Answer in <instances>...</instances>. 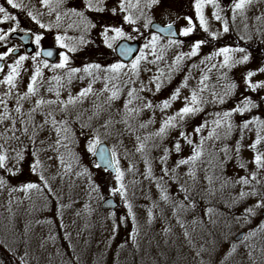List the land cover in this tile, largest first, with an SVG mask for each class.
Listing matches in <instances>:
<instances>
[{"label": "snow or ice", "instance_id": "obj_1", "mask_svg": "<svg viewBox=\"0 0 264 264\" xmlns=\"http://www.w3.org/2000/svg\"><path fill=\"white\" fill-rule=\"evenodd\" d=\"M253 3L259 5L264 0H230L225 8H221L217 0H194L191 5L194 17L184 15L185 26L174 30L173 23L160 26L152 19L157 7L162 6V0H39L40 8H35L32 0H0V48L3 49L0 51V73H5L0 79V85L5 89L0 95V125L3 126V132H0L3 141L0 143V188L21 191L26 196L29 190L43 195L47 189L48 195L55 196L51 184L55 176L49 173L53 165L48 163L55 159L63 169L62 173L57 172L61 179L74 172L86 181L89 199L95 194V198L103 201L102 187L96 182L92 169L103 171L110 180L114 179V186L108 187L109 193L112 196L119 194L127 210V215L121 216L119 221L115 212L111 213L112 230L116 232L130 217V235L135 239L137 217L129 201L128 187L123 183L124 172L118 151L115 147L100 146L102 141L110 140L114 135H127L134 136L136 142L135 153L125 150V158L129 160L127 171L133 175L139 171L133 162L135 154H139L145 166L141 175L148 181L149 188L154 185L157 189L159 202L153 201V208H160L161 217L164 208L160 205L170 206L177 224L186 229L180 216L195 212L196 196L207 205L218 190L237 186L239 194L232 197L227 206L254 198L255 203L244 209V222L249 223L258 214L264 215V181L259 177L264 171V151L258 148L264 145V96H259V90H264V80L253 82V77L264 74V66L243 74V99L235 107L224 109L237 88L234 81H229V72L248 64L252 58L239 41L247 43L252 37L237 30L235 42L217 47L221 36L231 32L229 21L221 12H231L232 27L239 16L247 30L245 11ZM208 5L213 8L212 18L221 22L222 32L210 29L204 14ZM21 14L28 22L27 27L20 19ZM45 16L49 18L48 22L44 21ZM255 20H264V12L255 16ZM69 30L74 34L69 35ZM197 32L202 38L191 40L189 50L173 52L169 57L170 50L182 49ZM258 35L259 42L264 43V31L258 29ZM49 38L52 47L45 49L44 42ZM13 39L19 42L13 44ZM165 40L166 43H162ZM140 41L143 43L138 47L129 43ZM209 46L211 50L206 53L204 49ZM53 49L58 62L48 59L54 56ZM105 49L110 50V60L83 59L82 66H73L74 61L88 50L103 55ZM161 64L165 67H160ZM213 70L217 83L210 85ZM46 72L52 75L46 77ZM194 72L199 73V80L195 87H190ZM22 73L30 75L26 90L21 93ZM76 79L87 80V86L73 95L69 86ZM98 82L102 84L99 91L93 87ZM62 89L68 91L66 100L61 98ZM42 90L54 94L55 99H45ZM247 92L256 93L258 99L254 101L244 95ZM90 95L95 97L92 107L84 108ZM12 99L15 105L9 108ZM25 102L30 104L27 110L23 106ZM209 105L211 111L207 110ZM253 109L257 111L253 112ZM37 115L43 117L42 122L35 119ZM235 115L239 116V123L234 122ZM253 126L255 139L248 147L254 153L251 161L254 170L248 175L241 149L245 134L253 132ZM153 127L154 131L151 130ZM234 131L239 132V139L235 140L233 152L225 142L233 138ZM43 132L48 135L41 139ZM217 142L223 144L219 151ZM119 143L123 145V140ZM185 146L189 147L190 154L184 152ZM205 153L207 160L203 159ZM42 154L46 155V160L41 159ZM234 158L236 166L246 175H226L228 164ZM204 164L208 166L203 168L207 187L198 188V171ZM155 165L159 166L158 173ZM23 166L36 179L21 182V186L15 188L10 182ZM184 167H187L186 172ZM216 182H219V189L214 187ZM138 183L134 179L133 188ZM204 214L215 224L212 219L217 214L215 208L206 207ZM147 216L151 224L152 208L148 209ZM236 219L239 221L241 217ZM198 222L203 223L196 219L191 221L192 224ZM164 231L167 233L169 229ZM258 232H264V220L256 229L239 237L240 243L249 249V259L252 258V246L246 242ZM184 234L189 235L186 230ZM236 250L237 245L233 243L224 260L227 261ZM9 251L18 264H29L27 250L23 255L12 249Z\"/></svg>", "mask_w": 264, "mask_h": 264}, {"label": "rangeland", "instance_id": "obj_2", "mask_svg": "<svg viewBox=\"0 0 264 264\" xmlns=\"http://www.w3.org/2000/svg\"><path fill=\"white\" fill-rule=\"evenodd\" d=\"M217 2L220 3L221 8H225L229 5L230 0H217ZM32 3L35 8H40L39 0H32ZM193 3L194 0H162V6L157 7L152 14V19L161 24L173 23L179 29L186 24L183 19L184 15L194 17V9L191 7ZM212 11L211 5L206 6L204 9V14L209 20L210 29L222 32V24L212 18ZM261 12H264V3L259 5L253 3L246 8L245 16L248 17L246 21L248 24L247 30H245L244 22L239 16H237L235 21V27H232L231 12H221V15L228 19L231 32L221 36L220 44L217 47L223 46L226 42H235L237 30L246 37H252L247 43L239 41L241 46H245L248 52L251 53L252 58L248 64L237 66L229 72V81H234L237 84V88L233 91L232 97L223 106L224 109L235 107L236 103L243 99L241 95L244 90L243 74L248 70H256L264 66V43L259 42L260 36L258 35V29L264 31V20H255V16L260 15ZM20 19L23 25L27 27L28 22L23 14H21ZM52 19L54 20V17ZM48 20L49 18L45 16L44 21L48 22ZM196 23L198 24V21ZM68 34L73 35L74 33L69 30ZM199 38H202V34L200 32L195 33L189 39V42L184 44L182 49L170 50L168 53L169 57H172L173 52L189 50L191 40ZM142 43V41L139 42V44ZM162 43H166V41H162ZM46 46H52L50 38L44 42L43 47ZM210 50L211 46L204 49L206 53ZM109 53L110 50L106 49L103 55L94 50H88L83 54L82 58L74 61L73 66H82L83 59L110 60L111 55ZM215 62L214 60L213 63ZM160 67L163 68L165 66L161 64ZM153 71H155L154 67ZM58 74L63 75L62 73ZM3 75L0 76V79L3 78ZM29 75L30 73H22L21 93L26 90ZM51 75L52 73L50 72L45 73L46 77ZM143 79L145 82L147 81V74L143 75ZM198 80L199 73L194 72L190 87H195ZM262 80H264V74H258L253 77V82ZM216 83V72L213 70V73L210 74L209 84ZM53 86L55 87V82H53ZM86 86L87 80L80 81L76 79L73 80L69 87L71 93L75 95L82 87ZM93 87L99 91L102 88V84L98 82ZM4 90V86L0 85V95L3 94ZM42 95L45 99H55L54 94L43 90ZM205 95L207 96L208 93L206 92ZM244 95L249 96L254 101L258 99L256 93L247 92ZM67 96L68 91L62 89L61 98L66 100ZM259 96H264V90H259ZM35 98H33L32 103H34ZM93 100H95V97L90 95L83 107L90 109ZM14 105L15 100H10L9 108ZM23 106L27 110L30 104L25 102ZM207 110L211 111L212 106L209 105ZM256 111V109H253V112ZM245 115L248 114L246 113ZM106 116L107 114H105V118ZM35 119L38 122L43 121V117L40 115H37ZM233 120L235 123L240 122L238 115H235ZM151 130L154 131L155 127ZM0 132H3L2 125H0ZM203 134L206 136L207 130ZM47 135V132H43L40 138L43 139ZM236 139H239L238 131H234L233 138L225 142L233 152ZM254 139L255 130L253 126V132L245 134L241 149L242 162L248 167V175L254 170V165L251 163L254 153L248 147ZM119 140H123V145L119 143ZM102 142H105L109 148L115 147L118 151L121 170L124 172L123 183L128 187L129 201L132 203L134 215L137 217V235L135 239L130 235L132 231L130 217L127 223L118 226L116 232L112 230L114 224L111 213L115 212L117 221H119L121 216L127 215V210L123 207L119 194L112 196L108 191L109 185L114 186V179L110 180L108 174L103 171L97 172V170L92 169L96 182L102 187L103 196H111L118 202V208L114 211L101 210L99 207L100 200L95 198V194H93L94 198L89 199L87 194L89 189L83 178L75 176L74 172L64 175L63 179H61L60 175H57V172L62 173L63 169L60 167L59 162L54 159L53 161H48V163L53 165L49 169V173L55 176V179L51 181L52 187L55 189V196L48 195L47 189L44 190L43 195L36 190H29L26 196L21 191L10 192L0 188V264H18L16 257L12 255L9 249L17 251L18 255H23L24 251L27 250L29 264H236L237 261L241 262V264H264V232H258L246 242L252 246L251 259L247 255L249 249L245 248L239 239H236L237 235L240 234L242 236L248 234L251 229H256L260 222L264 220V215L259 214L252 217L249 223H245L243 220L244 209L255 203L254 198H249L232 207L227 206L231 204L232 197L239 194V186L236 188L226 187L222 191L218 190L216 195L211 197V203L207 205L199 196H196L197 208L195 212L180 216V219L186 225V229L181 228L177 224V218L172 215L170 206L160 205L161 208H164L163 217H161L160 208H153V201L159 202L158 192L154 185L149 188L148 181L144 180L141 175L145 166L139 154H135L133 157V162L136 163V168L139 171L136 175L127 171L129 160L125 158V150L135 153V137L127 135L116 137L114 135L110 140ZM0 143H3V141L0 140ZM220 147H223V144L217 142V151H219ZM258 148L264 151V145H259ZM184 152L190 154L188 146H185ZM153 155L158 156L160 153H153ZM41 159L46 160V155L42 154ZM88 159H91V157H88ZM203 159H208L207 153H205ZM236 165L237 160L234 158L226 169L227 176H233L236 173L246 175ZM204 167L208 166L206 164L200 165V170L198 171V176L200 177L198 188L207 187V181L203 179ZM154 168L158 173L159 166L155 165ZM186 171L187 167H184V172ZM259 177L264 181V171L259 173ZM35 179L29 173L27 167L23 166V170L10 183L13 187L19 188L21 182L34 181ZM134 179L140 182L135 188L132 185ZM214 187L219 189V182H216ZM133 191L135 192L134 197ZM145 195L148 196L147 199H145ZM56 197H59V199ZM61 205H65V207H61ZM85 205H88V207L86 208ZM206 207L216 209L217 214L212 216L215 224L210 223L209 217L204 214ZM149 208L153 210L151 224H149L147 216ZM236 217H241V219L238 221ZM193 219L203 221V223L192 224L191 221ZM61 223L63 227H61ZM26 228L27 232H25ZM165 228L169 229L167 233L164 231ZM185 230L188 232V236H185ZM233 243L237 245V250L225 261L224 257L231 249Z\"/></svg>", "mask_w": 264, "mask_h": 264}, {"label": "water", "instance_id": "obj_3", "mask_svg": "<svg viewBox=\"0 0 264 264\" xmlns=\"http://www.w3.org/2000/svg\"><path fill=\"white\" fill-rule=\"evenodd\" d=\"M156 24H158L160 26H166V25H161L159 23H156ZM174 30H177L175 26H174ZM129 43H131L132 46H134V47H138L139 46V44L137 42H129ZM44 48L47 49V48H50V47H44ZM53 51H54V56L52 58H48L50 62L55 61V59L57 57V55L55 54V49H53ZM100 146L101 147H108L107 144L104 143V142H102V144ZM109 201H111V203H109ZM100 207L102 209H111V210H113V209H115L117 207V202L112 197H107V198H105L102 201ZM239 237H240V235L237 236V239Z\"/></svg>", "mask_w": 264, "mask_h": 264}]
</instances>
